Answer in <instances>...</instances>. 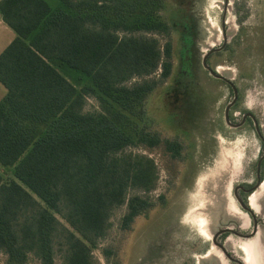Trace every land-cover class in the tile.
<instances>
[{"label":"trees","instance_id":"trees-1","mask_svg":"<svg viewBox=\"0 0 264 264\" xmlns=\"http://www.w3.org/2000/svg\"><path fill=\"white\" fill-rule=\"evenodd\" d=\"M58 1L0 0V17L15 33L0 52V165L13 174H0L6 264H24L30 252L39 264H53L55 235L64 240V264H92L90 246L75 233L91 244L128 188L148 191L156 182L151 158L123 150L158 143L138 124L157 83H124L170 74V42L133 35L168 32L165 0ZM86 95L100 110L82 112ZM165 147L177 155L180 145ZM62 204L73 230L55 216ZM126 204L124 229L151 205L138 195Z\"/></svg>","mask_w":264,"mask_h":264},{"label":"rangeland","instance_id":"rangeland-1","mask_svg":"<svg viewBox=\"0 0 264 264\" xmlns=\"http://www.w3.org/2000/svg\"><path fill=\"white\" fill-rule=\"evenodd\" d=\"M45 1L51 7L59 4L58 0ZM161 15L168 24L167 33L133 35L155 38L159 46L170 42V74L161 78L157 70L124 83L132 85L144 79L157 83L144 100V115L138 124L155 135L158 143H140L123 150L153 160L155 186L148 191L128 188L125 201L109 209L104 234L93 237L91 244L75 233L90 246L92 264H226L213 236L225 226L232 227L236 219L242 227L248 226L235 203L233 187L243 179L240 171L250 167L262 151L260 137L249 119L242 123V114L253 112L264 136V0H165ZM213 48L220 49L207 57V64L236 90L235 103L227 112L232 123L225 121V107L233 99L231 88L202 65L203 55ZM4 93L0 84V99ZM81 110L100 109L97 100L86 95ZM240 120V125H234ZM167 142L180 145L177 155L166 149ZM0 173L3 180L13 178L11 166L0 167ZM263 182L264 175L253 194L255 200L260 197L262 220ZM134 195L151 205L124 229L121 220L126 202ZM60 209L56 218L73 230L64 217L63 204ZM257 237L262 251L258 249L255 256L264 264V226ZM224 240L227 250L243 256L246 264L244 247L249 242L231 234ZM211 246V256L200 260ZM65 248L63 238L55 235L53 264H64ZM0 264H6L1 250ZM24 264H39V260L30 252Z\"/></svg>","mask_w":264,"mask_h":264},{"label":"flooded vegetation","instance_id":"flooded-vegetation-1","mask_svg":"<svg viewBox=\"0 0 264 264\" xmlns=\"http://www.w3.org/2000/svg\"><path fill=\"white\" fill-rule=\"evenodd\" d=\"M223 80V79H222ZM228 84L233 92V99L231 102L227 104V112L231 106L234 105L236 96H234L233 87L225 80H223ZM225 107V110H226ZM227 112L225 111V121L226 123H232L233 118L227 117ZM249 119L254 130L257 132L260 137V141L262 144V151L257 156L254 163L249 167L243 168L240 173L243 179H240L239 183L235 184L233 187V196L235 199V203L238 206V209L241 210L245 219L248 221V226L245 228L240 225V221L236 219L234 225L225 226L218 230V232L213 236L215 244L222 250L224 253L227 263L226 264H245V259L241 255H236L235 253L227 250L224 238L227 235H233L236 240L243 241L245 244H251L253 247H259L260 243L257 241V233L261 226H264V220H262L261 214V205H260V197H257L254 204H251V197L254 196V191L258 188L263 180L264 175V136H261L258 130L259 121L257 116L253 112H244L242 114V123H245L246 120ZM241 120L234 124L240 125ZM212 239V240H213ZM217 242V243H216ZM208 248L201 256L200 260L208 259ZM208 257V258H207ZM205 264V263H204ZM247 264V261H246Z\"/></svg>","mask_w":264,"mask_h":264},{"label":"bare ground","instance_id":"bare-ground-1","mask_svg":"<svg viewBox=\"0 0 264 264\" xmlns=\"http://www.w3.org/2000/svg\"><path fill=\"white\" fill-rule=\"evenodd\" d=\"M263 184H264V182H263ZM254 203H255V199H254V196H252L251 197V204H254ZM206 227H207L206 225H203L204 230L206 231L207 234H209ZM244 248H245L244 251L247 253V259H246L247 264H259L258 258L255 255H256L258 249H261V248L260 247H253V246H251V244H248L247 247H244ZM212 249H213V246H211L209 249L208 257L211 256ZM261 251H262V249H261Z\"/></svg>","mask_w":264,"mask_h":264},{"label":"crops","instance_id":"crops-1","mask_svg":"<svg viewBox=\"0 0 264 264\" xmlns=\"http://www.w3.org/2000/svg\"><path fill=\"white\" fill-rule=\"evenodd\" d=\"M14 36V31L0 18V52L14 38ZM0 167L2 166L0 165Z\"/></svg>","mask_w":264,"mask_h":264},{"label":"water","instance_id":"water-1","mask_svg":"<svg viewBox=\"0 0 264 264\" xmlns=\"http://www.w3.org/2000/svg\"><path fill=\"white\" fill-rule=\"evenodd\" d=\"M219 49H220V48H213V49L208 50V51L203 55V57H202V65H203V67L206 68V69L208 70V72H209L210 74H212L213 76H215V77H217V78H220V79H223V80L227 81V82L233 87V90H234V96H235V95H236V90H235V88H234L232 82H230L227 78H225L224 76H222L221 74H219L218 72H216L214 69H212V68L207 64V57H208L212 52L217 51V50H219ZM227 108H228V107H226V110H225L226 112H227ZM213 241H214V239H213Z\"/></svg>","mask_w":264,"mask_h":264}]
</instances>
